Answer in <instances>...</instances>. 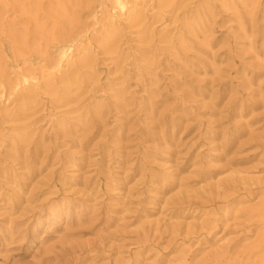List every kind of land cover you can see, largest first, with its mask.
<instances>
[{"label":"rangeland","instance_id":"rangeland-1","mask_svg":"<svg viewBox=\"0 0 264 264\" xmlns=\"http://www.w3.org/2000/svg\"><path fill=\"white\" fill-rule=\"evenodd\" d=\"M122 1L0 0V264H264V0Z\"/></svg>","mask_w":264,"mask_h":264},{"label":"bare ground","instance_id":"bare-ground-1","mask_svg":"<svg viewBox=\"0 0 264 264\" xmlns=\"http://www.w3.org/2000/svg\"><path fill=\"white\" fill-rule=\"evenodd\" d=\"M118 4L121 6V7H125L124 6V2L122 0H117ZM72 51V47H71V44H68V45H63L61 48H60V52H59V55H60V58L61 60H63L65 57H67L69 54L68 53H71Z\"/></svg>","mask_w":264,"mask_h":264}]
</instances>
